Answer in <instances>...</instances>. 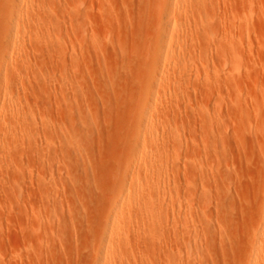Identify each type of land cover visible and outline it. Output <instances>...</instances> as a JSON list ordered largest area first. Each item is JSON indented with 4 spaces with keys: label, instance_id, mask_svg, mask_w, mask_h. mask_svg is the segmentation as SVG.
I'll list each match as a JSON object with an SVG mask.
<instances>
[{
    "label": "rangeland",
    "instance_id": "1",
    "mask_svg": "<svg viewBox=\"0 0 264 264\" xmlns=\"http://www.w3.org/2000/svg\"><path fill=\"white\" fill-rule=\"evenodd\" d=\"M200 1L0 0V264H264V0Z\"/></svg>",
    "mask_w": 264,
    "mask_h": 264
},
{
    "label": "bare ground",
    "instance_id": "2",
    "mask_svg": "<svg viewBox=\"0 0 264 264\" xmlns=\"http://www.w3.org/2000/svg\"><path fill=\"white\" fill-rule=\"evenodd\" d=\"M194 1H195V0H190V1L188 0V2H189V3H188L187 0H177V2H176V4H175V7H176L175 12H177V11H180V12H181L182 10H183V12H186V11L189 9V12H187V13L189 14V13L192 12V11H190V9H191V8H192V10H194V9H193V7H191V8L189 7V8H188L187 5L190 6V5L192 4V6H194V8H195V6H196V8H195V9H196V10H195L196 12H195V11L192 12V14L195 15L196 13H198L199 11H201L200 9H201L202 6H201V3L198 2L199 0H196L195 2H194ZM200 2H202V0H201ZM82 3H83V2H82ZM88 3H89V5H90V2H89V1H88ZM170 3H171V2H170ZM194 3H195V4H194ZM207 3H208V2H207ZM219 3H220V2H219ZM173 4H174V3H173ZM173 4H172V5H173ZM203 4L205 5V2H203ZM86 5H87V4H86ZM166 5H167V4H166ZM168 5H169V3H168ZM204 5H203V10H207V11H209L208 8L205 9ZM210 5H211V4H210ZM208 6H209V4H208ZM214 6H215V5H214ZM88 7H89V6H88ZM141 7H142V6H141ZM166 7H168V6H166ZM169 7H170V5H169ZM171 7H172V6H171ZM186 7H187L188 9H186ZM84 8H85V7H84ZM94 8H95V7H94ZM142 8H143V7H142ZM209 8H210V6H209ZM221 8H222V7H221ZM87 9H89V8H87ZM185 9H186V10H185ZM210 9H211V8H210ZM217 9H218V8H217ZM197 10H198V12H197ZM214 10H215V9H214ZM88 11H90V10H86L85 12H87L86 14L89 15ZM207 11H205V12H207ZM211 11H212V10H211ZM96 12H97V11H96ZM96 12H95V13H96ZM104 12H105V11H104ZM173 12H174V11H173ZM171 13H172V12H171ZM178 13H179V12H178ZM199 13H200V12H199ZM199 13H198V14H199ZM179 14H180V13H179ZM207 14H209V13L207 12ZM207 14H206V16H207ZM194 15H193V16H194ZM196 15H197V14H196ZM199 15H200V14H199ZM202 15H204V14H203L202 11H201V15H200V16H202ZM212 15H213V14H212ZM193 16H192V19L195 18V21H196V19L199 18V17H197V16H194V17H193ZM196 17H197V18H196ZM203 17H204V16H203ZM216 17H217V16H216ZM153 18H154V17H153ZM159 18H160V21L158 22V21L156 20L155 22L158 23L159 25H160L161 23H162V24H161L160 32H159V31H158V32H155V35H158V37H160V38L157 39V37H156L155 35H152V37L155 36V38L157 39V40L154 39L155 41H157V44H158V46H156V47H157V48H156V49H157L156 51L159 50V52H160V53H159V54H160L159 60H157V61H158V65H159V63H160L159 61L163 60V58H161V56L165 55V56L168 57V55H171V57H172L173 52H175V49H174V48H177V47H174V46H176V45L173 44V42H174L173 39L175 38V37H174V36H175L174 33L177 34V32H179V31L182 30V29H181V30L179 29V28H180V27L178 26L179 24H176V22L170 24V23H171V21H170L169 24H168V22H167V23L165 22V23L163 24V22H161L162 18H161V17H159ZM186 18H187V17H186ZM204 18H205V17H204ZM226 18H227V17H226ZM157 19H158V18H157ZM213 19H214V18H213ZM153 20H155V18H154ZM158 20H159V19H158ZM189 20H190V19H189ZM193 20H194V19H193ZM217 20H218V19H217ZM226 20H227V19H226ZM89 21H90V20H89ZM162 21H164V19H163ZM87 22H88V21H87ZM87 22L85 23V25L88 24ZM160 22H161V23H160ZM196 22H197V21H196ZM212 22H213V21H212ZM82 23H83V22H82ZM93 23H94V22H93ZM156 23H155V24H156ZM184 23H185V22H184ZM210 23H211V22H209L208 24H210ZM230 23H231V22H230ZM89 24L91 25V27H90V26H89V27H90V28H93L91 22H90ZM151 24H152V23H151ZM189 24H190V23H189ZM189 24H188V26H189ZM199 24H200V23H199ZM204 24H205V22H204ZM208 24H207V25H208ZM214 24L216 25L217 23H214ZM221 24H222V23H221ZM224 24H226V23H224ZM224 24H223V26H225ZM176 25H177L178 27H177ZM185 25H186V24H185ZM82 26H83V24H82ZM127 26H128V25H127ZM156 26H158V25H156ZM180 26H181V25H180ZM197 26H198V25H197ZM230 26H231V25H230ZM85 27H86V26H84V28H85ZM150 27H151V26H150ZM153 27H154V26H153ZM158 27H160V26H158ZM181 27H182V26H181ZM193 27H194V26H192V28L190 27L191 29H189L191 32H190L189 30H187V28H189V27H187V28L184 27V28H186V30L189 31V32H190L189 34L191 35V33L193 34L192 31H195V34H196V33H197V30L200 29V28L198 29V27H195V29H197V30H195V29H193ZM200 27H201V26H200ZM205 27H207V26H205ZM209 27H210V26H209ZM211 27H212V28H211ZM211 27H210V30H209V28H208L209 32L212 31L211 29H214L213 26H212V24H211ZM216 27H217V26H216ZM234 27H235V24H234ZM78 28H79V27H78ZM87 28H88V27H87ZM217 28H218V27H217ZM228 28H229V27H227V29H228ZM88 29H89V28H88ZM88 29H87L86 31H88ZM156 29H157V28L155 27V30H156ZM158 29H159V28H158ZM192 29H193V30H192ZM201 29H203V27H202ZM201 29H200V30H201ZM223 29H224V28H223ZM227 29H226V30H227ZM82 30H84V29H82ZM93 30H95V29H93ZM137 30H138V29H137ZM139 30H140V29H139ZM155 30H154V31H155ZM183 30H184V29H183ZM186 30H185L184 32H186ZM215 30H216V29H215ZM230 30H231V29H230ZM230 30H229V31H230ZM232 30H233V28H232ZM128 31H129V30H128ZM156 31H157V30H156ZM202 31H203L204 34H205V31H206V30L203 29ZM202 31H198V32H202ZM224 31H225V30H224ZM224 31H223V33H225ZM233 31H234V30H233ZM82 32H83V31H82ZM93 32H94V31H93ZM93 32L91 31L92 34L89 33V36H90V35L93 36V34H95V33H93ZM95 32H96V31H95ZM213 32H214V30H213ZM213 32H212V33L210 32V34H208V32H207V34H206L207 37L211 36V37H210L211 41H210L209 38H207L208 41H210V42L212 43V44H210V45H211V46H210V49L212 50V49L217 48V50H218L219 52H218V51H214V52H217L216 54L219 55V54L221 53V50H220L221 48H222L223 51H224L226 48H228V49H226V50L224 51L225 53H223V51H222L223 54H222V53L220 54L222 57L225 56V58L227 57V56H226L227 54H232L231 52H233V53L235 54V52L233 51L235 48H234L233 50L231 49V52H229V47H226V48H225V46H227V42H226V41H225L226 44H225V46H224L225 49L222 47L224 44H223L221 41H223L224 38H226V37H224L223 40H221V41L217 39V41H218V42L220 41L221 44L217 43V44H219V45L216 44L218 47L214 46V48H212V47H213V46H212V45H213V40H214V38H216V35H217V33H218L219 31H217V30L215 31V34H216V35H214L215 37L212 36V35H213ZM216 32H217V33H216ZM220 32H221V31H220ZM231 32H232V31H231ZM78 33H79V32H78ZM84 33H85V31H84ZM157 33H159L160 35L157 34ZM181 33H182V36L185 35V34H183V31H181ZM187 33H188V32H187ZM66 34H67V33H66ZM85 34H86V33H85ZM97 34H98V33H96V35H97ZM153 34H154V32H153ZM178 34H179V33H178ZM178 34H177V35H178ZM189 34H188V35L186 34V36L189 37ZM199 34H200V33H199ZM227 34H228V33H227ZM227 34H226V35H227ZM233 34H234V33H233ZM237 34H238V33H237ZM77 35H78V34H77ZM100 35H101V34H100ZM179 35H180V34H179ZM193 35H194V34H193ZM193 35H191V37H193ZM196 35H198V34H196ZM218 35H219V34H218ZM218 35H217V36H218ZM85 36H87V35H85ZM92 36H91V37H92ZM180 36H181V35H180ZM186 36H185V38H186ZM198 36H199V35H198ZM200 36H201V34H200ZM204 36H205V35H204ZM91 37H90V38H91ZM94 37H95V36H94ZM94 37H92V38L94 39ZM98 37L100 38V36H98ZM101 37H102V36H101ZM188 37H187V38H188ZM194 37L197 38V36H194ZM212 37H214V38H212ZM229 37H230V36H229ZM66 38H68V37H66ZM84 38H85V37H84ZM88 38H89V37H88ZM153 38H154V37H153ZM179 38H180V37H178V38L176 37V38H175V41H177V39H179ZM202 38H203V37H202ZM202 38H200V39H202ZM217 38H219V36H218ZM96 39H97V38H96ZM151 39H152V38H151ZM181 39H182V38H181ZM189 39H191V41H193L195 38H193V39H192V38H188V40H189ZM198 39H199V38H198ZM198 39H197V40H198ZM200 39H199L198 42H200ZM205 39H206V37H204L201 41H204ZM207 39H206V40H207ZM72 40H73V39H72ZM84 40H85V39H84ZM206 40H205V41H206ZM215 40H216V39H215ZM226 40H227V39H226ZM229 40H231V39H229ZM236 40H237V39H236ZM86 41H88L89 44H90V45H89L88 42H85V43H87V44L89 45V46L87 45L89 48H90L91 46H92L91 49H93V48L95 47V42L91 41V39H89V40L86 39ZM180 41H181V40H179V42H180ZM184 41L186 42V40H183V42H184ZM195 41H196V40H195ZM227 41H228V40H227ZM232 41H233V38H232ZM237 41H238V40H237ZM90 42H91V43H90ZM99 42H100V41H99ZM145 42H147V41H145ZM158 42H159V43H158ZM183 42L181 41V44L179 45L180 47H182V43H183ZM187 42H189V41H187ZM193 42H194V41H193ZM223 42H224V41H223ZM225 42H224V43H225ZM234 42H235V41H233L232 44H228V45H232V47H233V45L236 46V42H235V44H234ZM93 43H94V45H91V44H93ZM97 43H98V40H96V44H97ZM128 43H129V42H128ZM138 43H139V42H138ZM149 43H150V41H149ZM176 43L179 44L178 41H177ZM196 43H197V41H196ZM205 43H206V42H205ZM214 43H215V41H214ZM228 43H231V42H228ZM98 44H99V43H98ZM98 44H97V47H98V46H102V45H98ZM155 44H156V42H155ZM189 44L191 45V42H190ZM199 44H200L201 46H204V45H203L204 42H203V44H202V42L199 43ZM222 44H223V45H222ZM113 45H114V44H113ZM205 45H206L205 48L208 49V45H209V43H208V44L206 43ZM214 45H215V44H214ZM221 45H222V46H221ZM238 45H239V44H238ZM82 46H83V45H82ZM93 46H94V47H93ZM103 46H104V45H103ZM192 46L195 47V46H197V45H195V44L192 43ZM192 46H191V47L189 46L190 49H189L188 52L191 51ZM219 46H221V47H219ZM97 47H96V48H97ZM104 47H105V46H104ZM120 47H121V46H120ZM180 47H178L176 50L178 51V49H179ZM183 47L185 48V45H184V44H183ZM183 47H182V51L184 50ZM187 47H188V46H187ZM89 48H88V49H89ZM96 48H95V50L98 49V48H97V49H96ZM196 48H199V49L197 50L198 53L201 51V52L199 53L200 55H198L197 52H196V50H195V53H196L197 56H198V60H199V58L201 59V57L204 56V57H202V58H204V59H201V60H204V61H205V59H206V61H207V60H208V57L205 56V55H207L208 53H206V54H203V53H202L203 50H205V49L202 50V48L199 47V46L196 47ZM82 49H83V48H82ZM100 49H101V47H100ZM125 49H126V48H125ZM185 49L188 50L187 48H185ZM192 49H193V48H192ZM194 49H195V48H194ZM194 49H193V50H194ZM210 49H209V50H210ZM236 49H237V47H236ZM236 49H235V50H236ZM118 50H119V49H118ZM180 50H181V48H180ZM193 50H192V51H193ZM199 50H200V51H199ZM237 50H238V49H237ZM123 51H124V49H123ZM123 51H122V52H123ZM156 51H155V52H156ZM177 51H176V52H177ZM182 51H181V53H182ZM192 51H191L190 54H192ZM212 51H213V50H212ZM226 51H228L229 53L227 52V54H226ZM104 52H105V51H104ZM118 52H119V51H118ZM153 52H154V51H153ZM183 52H184V51H183ZM188 52H187V53L185 52V53L188 54ZM204 52H208V51L205 50ZM115 53H116V50H115ZM156 53H158V52H156ZM185 53H184V54H185ZM209 53L211 54V52H209ZM159 54H156V55L159 56ZM176 54H177V53H176ZM186 54H185V55H186ZM190 54H188V55H190ZM224 54H226V55H224ZM234 54H233V56H232V55H230V56L228 55V56H229L228 58L230 59V61H231L232 57H234ZM118 55H119V54H118ZM153 55L156 56L154 53H153ZM173 55H175V53H174ZM180 55H181V54H180ZM180 55L178 56V58L180 57ZM211 55H212V54H211ZM223 55H224V56H223ZM237 55H238V54H237ZM237 55H236V56H237ZM123 56H124V55H123ZM154 56H152V57H153L154 60H155V63H154V64H156V63H157V61H156V58H157V57L155 58ZM182 56H183V55H182ZM186 56H187V55H186ZM190 56H191V55H190ZM194 56H196V55L193 54V57H194ZM208 56H209V55H208ZM213 56H215L214 58H218V59H217L218 61H219L220 59H222V58H220L219 56L216 57L215 54H213ZM231 56H232V57H231ZM163 57H164V56H163ZM169 57H170V56H169ZM171 57H170V58H171ZM184 57H185V56H183V58H182V57H181V58L184 59ZM205 57H206V58H205ZM210 57H211V56H209V59H210V61H211V58H212V57H211V58H210ZM230 57H231V58H230ZM173 58H174V57H172V59H173ZM175 58H176V59H174V60H177L178 62L181 63V61H180L179 59H177L176 56H175ZM185 58H186V57H185ZM219 58H220V59H219ZM92 59H93V58H92ZM140 59H141V58H140ZM165 59H166V58H165ZM165 59H164V61H165ZM187 59H188V58H187ZM187 59H186V60H187ZM189 59H190V58H189ZM212 59H213V58H212ZM235 59H236V58H235ZM152 60H153V59H152ZM191 60H192V61H191ZM195 60H196V59H195ZM195 60H194V59H190V62H195ZM227 60H228V59H227ZM233 60H234V59H233ZM233 60H232L231 62L236 63V62L233 61ZM64 61H65V60H64ZM131 61H132V60H131ZM145 61H146V60H145ZM182 61H183L182 63H184V62H185V59L182 60ZM187 61L189 62V60H187ZM199 61H200V60H199ZM208 61H209V60H208ZM210 61H209V62H210ZM215 61H216V59H214V61H213L214 64L211 63V62H210V64H211V65H212V64L215 65V63L217 62V61H216V62H215ZM222 61H224V60H222ZM225 61H226V60H225ZM225 61H224V62H225ZM142 62H143V61H142ZM151 62H152V61H151ZM161 62H162V61H161ZM167 62H168V59H167ZM175 62H176V61H175ZM178 62H177V64L179 65L180 63H178ZM209 62H208V63H209ZM60 63H61V62H60ZM67 63H68V62H67ZM135 63H136V62H135ZM170 63H172V61H170L169 64H170ZM195 63L197 64V62H195ZM202 63H204L203 65L206 66V65H205L206 63H205V62L202 61ZM202 63H201V64H202ZM208 63H207V64H208ZM154 64H153V65H154ZM172 64H173V63H172ZM172 64H171V65H172ZM177 64H173V66H176ZM186 64H187V63H186ZM188 64H189V66L191 67V65H193L194 63H193V64L191 63V65H190V63H188ZM220 64L223 65L222 62H221ZM65 65H66V64H65ZM69 65H70V64H69ZM156 65H157V64H156ZM167 65H168V64H167ZM198 65H199V63H198ZM203 65H202V66H203ZM225 65L227 66V69H228L229 64H227V62H226ZM225 65H223V67H224ZM232 65H233V64L231 63V66H232ZM140 66H141V65H140ZM144 66H145V65H144ZM159 66H160V65H159ZM193 66H194V65H193ZM200 66H201V65H200ZM204 66H203V68H204ZM217 66H218V65H217ZM217 66H216V67H217ZM238 66H239V65H238ZM74 67H76V66L74 65ZM141 67H142V66H141ZM155 67H156V66L154 65V68H155ZM170 67H171V66H170ZM170 67H169V68H170ZM216 67H215V68H216ZM80 68H81V67H80ZM162 68H165L164 65H163ZM203 68H201V69H203ZM207 68H208V67H207ZM219 68L221 69L222 67L220 66ZM158 69H160V67H158ZM158 69H157V70H158ZM165 69H166V68H165ZM194 69H195V68H194ZM209 69H210V67H209ZM211 69L214 70V71H212L213 74H214V73L217 72V69H218V68H216V70H215V69H214V66H213V67L211 66ZM230 69H231V68H230ZM81 70H82V69H81ZM183 70H184V69H183ZM197 70H198V69H197ZM199 70H200V69H199ZM222 70H223V69H221V71H222ZM155 71H156V70H154V72H155ZM158 71H159V70H158ZM163 71H164V70H163ZM163 71H162V72H163ZM188 71L190 72V70H188ZM203 71H204V70H203ZM215 71H216V72H215ZM218 71H219V69H218ZM230 71H231V70H230ZM238 71H239V69H238ZM183 72H184V71H183ZM196 72H197V71H196ZM196 72H195L194 74H196ZM200 72H201V71H200ZM205 72H206V71H205ZM219 72H220V71H219ZM223 72H224V71H223ZM223 72H222V73H223ZM227 72H228V70H227ZM227 72H226V73H227ZM180 73H181V72H180ZM186 73H187V72H186ZM186 73H184V74H186ZM191 73H192V71H191ZM208 73H210V72L208 71ZM217 73H218V72H217ZM189 74H190V73H189ZM189 74H187V76H192V74H191V75H189ZM235 74H236V73H235ZM238 74H239V72H238ZM80 75H81V74H80ZM122 75H123V74H122ZM200 75H201V74H200ZM210 75H211V74H210ZM215 75L218 76V74H215ZM224 75H225V74H224ZM229 75H230V74H227V76H229ZM182 76H183V75H182ZM194 76H195V75H194ZM198 76H199V74H198ZM204 76H205V75H204ZM212 76H213L214 79L216 78V81H215L216 84H217V83L219 84V80H217V77H214V75H211L210 78H211ZM220 76H221V78H223V76H222L221 73H220ZM207 77H208V76H207ZM207 77H205V78H207ZM156 78H157V77H156ZM156 78H155V76H154V81L152 82V86H151L152 88H149V89H152L151 91H152L153 94L156 92L155 90H157L156 87L158 86V83H156V82H157V81H156V80H157ZM180 78H181V77H180ZM182 78H183V77H182ZM186 78L189 79V77H186ZM198 78H199V77H198ZM198 78H197V79H198ZM203 78H204V77H203ZM210 78L208 77L207 80H210V81H211L212 78H211V79H210ZM224 78H225V76H224ZM228 78H229V79L226 80L225 82H226V84H229V85H230L233 81L230 82L231 78H230V77H228ZM237 78H238V77H237ZM158 79H159V78H158ZM188 79H187V82H188ZM191 79H192V78H191ZM234 79H235V78H234ZM77 80H78V79H77ZM159 80H160V79H159ZM185 80H186V79H185ZM185 80H184V81H185ZM199 80H200V79H199ZM220 80L222 81L223 79H220ZM232 80H233V79H232ZM179 81H180V80H179ZM182 81H183V80H182ZM204 81H206V80H204ZM212 81H213V80H212ZM212 81H211L210 83H212ZM217 81H218V82H217ZM227 81H228L229 83H228ZM236 81H237V80H236ZM236 81H235V82H236ZM239 81H240V78H239V80H238L237 82L239 83ZM207 82H208V84H209V81H207ZM207 82H206V83H207ZM225 82H224V83H225ZM235 82H234V83H235ZM241 82H242V80L240 81V83H241ZM178 83H180V82H178ZM182 83H183V82H182ZM201 83H202V82H201ZM201 83L199 84V86H197V85H198V82H197V83H196V84H197L196 86H197V88H198V87H202V88H200V90L202 89V90L205 92V90H204L205 87H206V86H209V85H206V86L204 85L205 87H203V86H201ZM206 83H205V84H206ZM213 83H214V82H213ZM234 83H233V84H234ZM238 83H237V84H238ZM202 84H203V83H202ZM218 84H217L216 86H215L214 84H213V85L215 86V88H217L218 86H221V85H220L221 82H220L219 85H218ZM235 84H236V83H235ZM145 85H146V84H145ZM149 85H150V83H149ZM210 85H211V87H214V86H212V84H210ZM222 85L224 86V87L222 86L223 91L227 92L226 90H224V89H225V85H224V84H222ZM88 86H89V85H88ZM183 86H184V85H183ZM239 86H240V85H239ZM242 86H243V85H242ZM148 87H149V86H148ZM211 87H206V88H207V90H208L209 88H210V90H212ZM234 87L236 88V86H234ZM215 88H214V90H216ZM222 88H221V87H220V88H217V91L219 92L220 95L222 94V96H223V93H224V92H223V93H220V91H219V90H222ZM226 88H227V87H226ZM237 88H238V86H237ZM237 88H236V91H235V89H234V91L238 93ZM145 89H146V88H145ZM149 89H147V91H148ZM195 89H196V87H195ZM198 89H199V88H198ZM218 89H219V90H218ZM231 89H232V88H231ZM231 89H230V87H229V90H230V91H231ZM239 89H240V88H238V90H239ZM196 90H197V89H196ZM168 91H169V90H168ZM171 91H172V90H171ZM183 91H184V90H183ZM81 92H82V91H81ZM149 92H150V91H149ZM196 92H197V91H195V93H196ZM201 92H202V91H200V93H201ZM208 92H209L208 96H210V91L208 90ZM235 92H234V93H235ZM59 93H60V92H59ZM152 93H151V95H152ZM156 93H157V92H156ZM156 93H155V95H156ZM188 93H189V92H188ZM198 93H199V92H198ZM205 93H206V92H205ZM205 93H204V94H205ZM227 93H228V92H227ZM232 93H233V89H232ZM232 93H231V94H232ZM234 93H233V94H234ZM237 93H235L234 95H236ZM241 93H242V92H241ZM67 94H68V93H67ZM196 94H197V93H196ZM201 94L203 95V93H201ZM201 94H199V95H201ZM211 94H212V91H211ZM225 94H226V93H225ZM225 94H224V96H226ZM231 94H230V95H231ZM238 94H239V93H238ZM238 94L236 95V97L239 96ZM62 95H63V94H62ZM149 95H150V93H149ZM173 95H174V94H173ZM183 95H185V93H184ZM187 95H188V94H187ZM197 95H198V94H197ZM215 95H217V97H219V96H218V93L215 94V92H213V94H212L211 96H215ZM227 95H229V93H228ZM230 95H229V97H230ZM240 95H241V94H240ZM177 96H178V94H177ZM181 96H182V94H181ZM191 96H192V95H191ZM64 97H65V96H64ZM175 97H176V96H175ZM179 97H180V96H179ZM201 97H202V96H201ZM203 97H205V95H204ZM206 97H207V96H206ZM232 97H233V96H232ZM239 97H241V96H239ZM57 98H58V97H57ZM177 98H178V97H177ZM180 98H181V97H180ZM182 98H183V96H182ZM186 98H187V97H186ZM210 98H211V97H210ZM183 99H185V98H183ZM188 99H190V98H188ZM188 99H187V100H188ZM223 99H224V98H223ZM181 100H182V99H181ZM175 101H176V100H175ZM189 101H190V100H189ZM179 102H180V101H179ZM179 102H177L178 105H179ZM184 102H185V101H184ZM184 102H183V103H184ZM186 102H188V101H186ZM205 102H206V99H205ZM217 102H218V100H217ZM177 103H175V104H177ZM183 103H182V104H183ZM208 104H209V103H208ZM180 105H181V104H180ZM189 105H190V104H189ZM189 105H188V106H189ZM154 106H155V105H154ZM175 106H176V105H175ZM199 106H200V105H199ZM215 106H216V105H215ZM203 107H205V106H203ZM203 107H202V108H203ZM216 107H217V106H216ZM222 107H223V106H222ZM183 108H184V107H183ZM220 108H221V107H220ZM197 109H198V108H197ZM199 109H200V108H199ZM218 109H219V108H218ZM222 109H223V108H222ZM215 110H216V109H215ZM215 110H214V111H215ZM189 111L191 112V110H189ZM197 111H198V110H197ZM201 111H202V109H201ZM214 111H213V113H214ZM220 111H221V110H220ZM176 112H177V111H176ZM193 112H194V111H193ZM195 112H196V110H195ZM199 112H200V111H199ZM199 112H198V113H199ZM207 112H208V111H207ZM222 112H223V111H222ZM222 112H221V113H222ZM188 113H189V112H188ZM203 113H204V112H203ZM211 113H212V112H211ZM189 114L192 115L191 113H189ZM194 114H195V113H194ZM196 114H197V112H196ZM200 114L202 115V113H200ZM204 114H205V113H204ZM208 114H209V113H208ZM222 114H223V113H222ZM198 115H199V114H198ZM219 115H220V114H219ZM193 116H194V115H193ZM205 116H206V115H205ZM208 116H209V115H208ZM217 116H218V115H217ZM217 116H216V117H217ZM225 116H226V115H225ZM201 117H202V116H201ZM213 117H214V116H212V118H213ZM221 117H222V116H220V117H218V118H221ZM199 118H200V117H199ZM199 118H197V119H199ZM200 119H201V118H200ZM202 119H204V118L202 117ZM205 119H206V118H205ZM209 119H210V118H209ZM214 119H215V118H214ZM182 120H183V119H182ZM222 120H223V117H222ZM222 120L220 119V122H219V119H218V122H219V123L217 122V123H218L217 125H220L221 122H222ZM64 121H65V120H64ZM150 121H152V119H151ZM209 122H211V121H209ZM209 122H208V123H209ZM223 122H224V121H223ZM206 123H207V122H206ZM212 124H213V123H212ZM212 124H211V125H212ZM215 124H216V123H215ZM225 124H226V122H225ZM225 124H224V125H225ZM196 125H197V124H196ZM217 125H216V126H217ZM222 125H223V124H222ZM222 125H220L221 127L219 126V128H217L216 130H221V129H222ZM224 125H223V126H224ZM170 126L172 127L171 124H170ZM207 126H208V124H207ZM61 127H62V126H61ZM164 127H165V126H164ZM225 127H226V126H225ZM225 127L223 128V130L220 131V133H221V132L224 133L223 131H225ZM58 129H59V128H58ZM172 129H173V128H172ZM214 130H215V129H214ZM138 131H139V130H138ZM142 131L146 132V129H144V130L142 129ZM166 131H167V130H166ZM168 131H170V129H169ZM139 132H140V131H139ZM174 132H175V131H174ZM204 132H205V130H204ZM204 132H203V134H204ZM209 132H210V131H209ZM216 132H219V131H216ZM161 133H162V132H161ZM168 133H169V132H168ZM168 133H167V134H168ZM185 133H186V131H185ZM222 133H221V134H218V133H217V134H218V136H219V135H222ZM28 134H29V133H28ZM61 134H62V133H61ZM140 134H141V133H140ZM174 134H175V133H174ZM214 134H215V133H214ZM225 134H226V133H225ZM129 135H130V134H129ZM171 135H172V134H171ZM176 135H177V134H176ZM182 135H183V134H182ZM198 135H199V134H198ZM210 135H211V134H210ZM215 135H216V134H215ZM205 136H206V134H205ZM218 136H217V137H218ZM211 137H213V135H211ZM211 137H210V138H211ZM220 137H222V136H220ZM224 137H225V135H224ZM224 137H223V138H224ZM206 138H207V137H206ZM213 138H214V137H213ZM213 138H212V139H213ZM62 139H63V138H62ZM177 139H178V138H177ZM177 139H176V141H178ZM185 139H186V138H185ZM221 139H222V138H221ZM143 140H144V138H143ZM143 140H142V138H138V139L136 140V143H135V144H136L137 146L143 148V147H145V145H146V141L144 142ZM174 140H175V138H174ZM180 140H181V139H180ZM218 140H219V137H218ZM209 141H210V140H209ZM212 141H213V140H212ZM223 141H224V140H223ZM179 142H180V141H179ZM181 142H182V141H181ZM160 143H161V141H160ZM176 144H177V143H176ZM176 144H175L176 147L172 145V146H173V149H171L172 151L175 150V148H179ZM178 144H179V143H178ZM181 144H183V143H181ZM57 145H58V144H57ZM170 145H171V143H170ZM202 145H203V144H202ZM180 146H181V145H180ZM174 147H175V148H174ZM190 147H191V146H190ZM171 148H172V147H171ZM180 148H181V147H180ZM203 148H204V147H203ZM58 149H59V148H58ZM180 150H181V149H180ZM177 151H178V149L176 150V152H177ZM191 151H192V150H191ZM174 152H175V151H174ZM172 153H173V152H172ZM219 154H220V153H219ZM222 154H224V153H222ZM225 154H226V153H225ZM217 155H218V153H217ZM163 160H164V159H163ZM57 161H58V160H57ZM14 193H15V192H14ZM9 194H10V193H9ZM21 195H22V194H21ZM21 199H22V198H21ZM49 204H50V203H49ZM262 227H264V224L262 225ZM262 227H261V228H262ZM261 230H263V228H262ZM257 250H258V249H257ZM258 251H259V250H258ZM258 251H257V252H258ZM253 252H254V251H253ZM253 252H252V253H253ZM261 256H262V255H261ZM258 258H259V256H257V255L252 256V260H251V262H250L249 264H259V263H258ZM33 259H34V258H33ZM262 264H263V263H262Z\"/></svg>",
    "mask_w": 264,
    "mask_h": 264
}]
</instances>
